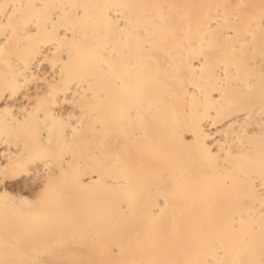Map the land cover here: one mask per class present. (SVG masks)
<instances>
[{
	"label": "bare ground",
	"instance_id": "6f19581e",
	"mask_svg": "<svg viewBox=\"0 0 264 264\" xmlns=\"http://www.w3.org/2000/svg\"><path fill=\"white\" fill-rule=\"evenodd\" d=\"M0 264H264V0H0Z\"/></svg>",
	"mask_w": 264,
	"mask_h": 264
}]
</instances>
